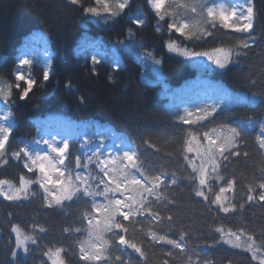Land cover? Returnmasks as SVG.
Wrapping results in <instances>:
<instances>
[{
    "label": "trees",
    "instance_id": "trees-1",
    "mask_svg": "<svg viewBox=\"0 0 264 264\" xmlns=\"http://www.w3.org/2000/svg\"><path fill=\"white\" fill-rule=\"evenodd\" d=\"M108 2L114 5L116 0ZM83 4L100 8L108 22L101 17L85 15L81 6L71 5L69 0H0V81L15 85V70L21 68L23 59L32 61L30 66H22L23 74L31 75L37 81L25 101L19 99L20 90L13 87L14 104L8 115L13 129L6 146L8 153L18 151L24 144L35 146L36 140L55 138L59 144L62 138L57 137L55 131L65 118L78 125L80 138L91 141L89 153L101 140L105 152H115L114 145L123 142L137 151L150 174L167 173L168 177L173 172L176 174L177 183L164 189L174 203L156 206L163 217H173L171 225L165 219L159 227L155 224L152 227L176 240H179L181 230L188 233L184 243L194 261L199 254V264H259V259L264 257V247L253 260L251 252L223 243L215 228L222 227L225 232L242 229L253 235L257 244L264 241V206L245 203L243 209L239 207L246 200V196L241 195L246 192L245 185L261 179L259 169L264 168V156L256 144L260 122L264 120V0H254L257 16L252 34L256 43L248 54L234 58L225 69L207 64L203 70L178 53L169 52L165 45L175 40L189 51L210 53L215 48L232 46L246 34L218 29L212 36L189 41L178 33H170L167 23H161L162 31H156L158 21L147 0H128L124 12L115 18L104 13L103 5H96L95 0H83ZM137 14L145 20L144 25L132 22ZM147 53L152 55L147 56ZM93 56L99 63L93 64ZM154 60L161 63L157 65ZM154 65L159 69L157 81L150 75ZM44 71L49 72L47 81L43 80ZM196 77L208 79L232 98L229 104L215 98V105H219L213 114L215 118L209 117L204 128L184 125L176 118V114L184 115L185 109L193 111L192 119L197 115L194 106L183 102L177 104L176 99L177 92ZM249 78L255 80L254 85L249 83ZM20 83L22 87L26 86ZM69 83L71 88L67 87ZM253 95L255 102H250ZM0 102L9 112V106ZM248 118L252 119L253 125L243 132L245 144L240 150L249 155L231 157L220 169L226 179L236 181L237 208L226 214L212 205L210 211L209 204L195 196L193 184L187 179L191 168L187 167L182 153L186 131H198L202 139L204 131L222 124L237 127ZM78 143L69 142L70 166L73 168L79 154ZM40 147L47 150L46 145ZM187 155L192 158L196 154ZM90 167L94 168V165ZM21 175L36 179L33 173L24 169L22 161L10 159L7 165L0 166V179L18 186ZM211 183L214 191H218L225 182ZM31 189L36 195L27 200H0V264H10V250L14 246L10 228L13 224L37 238L36 245H29L32 251L26 257V264H51L43 255L48 247L64 249L61 255L66 264H85L79 260L78 242L86 239L87 234L74 229L87 227L83 217L91 210V202H86L85 198L66 201L62 208H47L39 185L33 184ZM117 198H120L118 193ZM97 200L103 198L97 197ZM137 221L135 225L129 221L124 223L129 228V235L135 232L138 239H143L147 264H159L163 259H169L170 264H184L187 257L179 249L153 245L139 231L141 226L148 229L149 220L137 217ZM39 227L46 231L39 232ZM65 228L70 231L66 233ZM162 250L173 251L175 258L164 257ZM128 251L131 253L130 249ZM118 254L113 252V257ZM131 255L136 261L140 260L137 254Z\"/></svg>",
    "mask_w": 264,
    "mask_h": 264
},
{
    "label": "snow or ice",
    "instance_id": "snow-or-ice-1",
    "mask_svg": "<svg viewBox=\"0 0 264 264\" xmlns=\"http://www.w3.org/2000/svg\"><path fill=\"white\" fill-rule=\"evenodd\" d=\"M71 5H79L83 8L85 15L101 17L108 22L107 18L102 16L100 8L96 6H84L83 0H69ZM148 5L155 13L157 18L156 31H162L161 23H167V30L178 33L185 40H202L205 37L212 36L215 30L230 29L234 33L246 34L237 39L236 43L230 47H219L213 49L215 55H208L204 52L189 51L187 48H181L175 40H170L165 46L169 52H176L186 57L207 56L220 69H225L227 65L233 62L234 58L246 56L248 51L256 43V38L252 34L254 23L257 16L254 0H236V2H227V0H147ZM96 5H103V12L108 13L112 18L120 16L128 6V0H116L111 5L108 0H95ZM118 9V11L113 10ZM168 18V19H166ZM138 26L144 25L145 20L137 14L132 21ZM151 56V53H147ZM93 64L99 63L95 56L92 57ZM155 64H160V60H154ZM32 61L23 59L20 61L21 68L15 70V85L0 81V100L9 106L8 115H10L13 100V87L19 89V99L25 101L29 97L34 85L37 83L31 75L25 76L22 72V66L31 65ZM93 71H95L93 69ZM49 79V72L44 71L43 80ZM23 82L26 86L22 87ZM249 83L255 84V80L249 78ZM67 87L71 88L69 83ZM255 95L250 98V102H255ZM219 105L196 108L197 115L192 119L193 111L185 109L184 115L176 114L177 120L184 125H196L204 128L205 121L209 117H214ZM4 115L3 120L8 119ZM253 121L248 118L246 123L232 127L222 124L213 127L202 134V139L198 131L188 129L183 140V159L187 161V167L191 168L187 179L193 184V192L196 197H202L203 200L211 206L215 205L222 213L235 212L237 204L235 203L236 181L234 178L226 179L220 173L222 163L229 161L231 157L243 155L247 157L249 153H241V147L245 144L243 132L251 128ZM12 131L11 125H5L0 122V166H5L9 160L22 161L24 169L33 173L36 179L26 178L21 175L19 185L9 180L0 179V197L5 201L16 202L27 200L30 196L36 194L31 186L38 184L43 190V204L47 208H62L66 201L81 200L87 198L86 202H91V210L86 211L83 219L87 221L85 229L76 228L75 232L84 231L87 234L86 239L78 242L79 260L85 264H147V252L144 247L143 239H138L135 232L129 235V228L124 221L137 224V217H144L149 220V227L145 230L142 226L139 231L144 233L148 240L153 244L170 245L171 249H179L182 255L187 259L184 264H199V254L197 260L192 259L187 245L188 233L181 230L179 240L171 239L167 234H161L154 227H159L166 219L169 224L173 220L171 215L163 217L157 209V205L164 203H174L173 200L165 194L164 189L177 183L176 174L173 172L171 177L167 173L150 174L144 167L136 150L123 142L114 145L115 152H105L103 140L94 151L83 152L75 157V167H71L72 153L67 140L57 143L55 138L52 140H36L30 147L24 144V147L18 151L7 150L9 136ZM260 134L256 136V144L262 156H264V120L260 122ZM91 143L90 140L84 142ZM145 143H148L145 141ZM46 145L47 150L41 148ZM149 147L153 145L149 144ZM83 147V145H82ZM195 152V156L190 158L187 154ZM199 160V163H196ZM94 165V168L90 166ZM98 170V171H97ZM261 179L253 180L245 185L246 192L241 193L246 196V200L239 204L243 209L245 203H256L264 206V168L259 169ZM102 173V175H100ZM211 181L220 184L218 191H214ZM117 193L120 198H117ZM232 193L231 196L225 195ZM102 197L103 200H97ZM122 217L123 219H119ZM11 233L15 234L14 246L10 250V264H26V257L31 253L29 245H36L37 238L34 234L26 232L19 225L13 224L10 228ZM46 229L39 227V232L43 233ZM67 233L70 229L65 228ZM215 231L221 234L223 243L230 244L234 248H241L246 252L252 253V259L256 260L257 253L261 247H264V241L257 244L253 235L246 234L242 229L239 231L227 232L222 227H216ZM224 237H227L224 239ZM244 237V239H242ZM9 243H12L10 240ZM210 247V246H209ZM139 256L136 261L131 253ZM65 250L59 247H48L43 255L48 257L51 264H66L62 252ZM194 251V250H193ZM23 255H20V253ZM113 252L120 254L113 257ZM164 257L175 258L176 253L171 250H162ZM159 264H170L169 259L159 261ZM210 264V262H207ZM259 264H264V257L259 259Z\"/></svg>",
    "mask_w": 264,
    "mask_h": 264
},
{
    "label": "rangeland",
    "instance_id": "rangeland-1",
    "mask_svg": "<svg viewBox=\"0 0 264 264\" xmlns=\"http://www.w3.org/2000/svg\"><path fill=\"white\" fill-rule=\"evenodd\" d=\"M227 2H236V0H227ZM208 55L214 56L215 53L208 52ZM114 56L115 58H118L117 54H114ZM183 57L189 59V61L200 70H203V68L207 64H214L211 60L208 59L207 56H198V57L183 56ZM158 74H159L158 67L155 65L152 66L150 70L151 77L157 81L159 77ZM148 84H152V83L148 82ZM222 97L223 96L219 95L220 99H222ZM176 99L177 102L184 101V103H186L187 105L194 106L195 108L198 107L201 109L215 105V98L213 96L212 90L207 86V81L200 78L195 79L185 88H183L181 91L177 92ZM4 115H8V113L5 107L0 102V118H2ZM0 122L5 123L6 126L11 125V128L13 129V123L9 118V116L7 120L0 119ZM55 134L57 137H61L63 140H67L68 142L71 139L77 141V138L79 139L80 130L74 122L64 119L61 122H59ZM84 142H85L84 139H79V147H78L79 154H82L83 152H88V144H85ZM0 200H4L3 197H0ZM12 235L15 241V234L12 233ZM20 255H23V253L21 252Z\"/></svg>",
    "mask_w": 264,
    "mask_h": 264
}]
</instances>
